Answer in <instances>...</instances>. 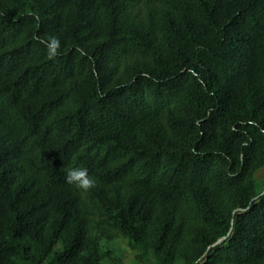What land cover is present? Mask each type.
Wrapping results in <instances>:
<instances>
[{"label": "trees", "instance_id": "1", "mask_svg": "<svg viewBox=\"0 0 264 264\" xmlns=\"http://www.w3.org/2000/svg\"><path fill=\"white\" fill-rule=\"evenodd\" d=\"M263 167L264 0H0V264H264Z\"/></svg>", "mask_w": 264, "mask_h": 264}, {"label": "clouds", "instance_id": "2", "mask_svg": "<svg viewBox=\"0 0 264 264\" xmlns=\"http://www.w3.org/2000/svg\"><path fill=\"white\" fill-rule=\"evenodd\" d=\"M60 41L58 38H50L47 44V53L50 58H55L59 54ZM67 183L75 187L87 191L95 185V181L89 176L88 170L83 167H76L68 169L66 173Z\"/></svg>", "mask_w": 264, "mask_h": 264}, {"label": "rangeland", "instance_id": "3", "mask_svg": "<svg viewBox=\"0 0 264 264\" xmlns=\"http://www.w3.org/2000/svg\"><path fill=\"white\" fill-rule=\"evenodd\" d=\"M264 169L261 168L257 172L258 178V191L259 193L264 192ZM262 170V171H261ZM115 246L120 248L124 253V262L125 264H152V259H146L145 262H140L137 259V250L133 248V245L127 239H120L115 243ZM154 262V260H153ZM155 263V262H154Z\"/></svg>", "mask_w": 264, "mask_h": 264}, {"label": "crops", "instance_id": "4", "mask_svg": "<svg viewBox=\"0 0 264 264\" xmlns=\"http://www.w3.org/2000/svg\"><path fill=\"white\" fill-rule=\"evenodd\" d=\"M262 170H264V169H262ZM262 170H261V171H262ZM256 174H257V173H256ZM257 180H258V178H257V175H256V181H257ZM257 184H258V181H257ZM151 262H152V264H156V263H154L155 261L153 262V259L151 260Z\"/></svg>", "mask_w": 264, "mask_h": 264}]
</instances>
